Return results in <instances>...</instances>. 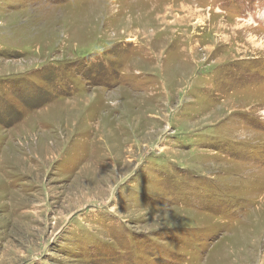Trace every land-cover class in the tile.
Here are the masks:
<instances>
[{
  "label": "rangeland",
  "instance_id": "rangeland-1",
  "mask_svg": "<svg viewBox=\"0 0 264 264\" xmlns=\"http://www.w3.org/2000/svg\"><path fill=\"white\" fill-rule=\"evenodd\" d=\"M263 1L0 0V264H264Z\"/></svg>",
  "mask_w": 264,
  "mask_h": 264
}]
</instances>
